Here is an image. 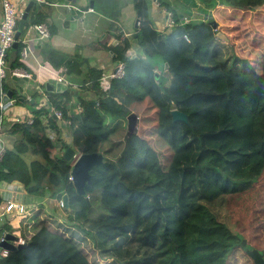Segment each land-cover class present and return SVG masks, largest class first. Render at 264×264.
Instances as JSON below:
<instances>
[{
  "label": "trees",
  "instance_id": "16d2710c",
  "mask_svg": "<svg viewBox=\"0 0 264 264\" xmlns=\"http://www.w3.org/2000/svg\"><path fill=\"white\" fill-rule=\"evenodd\" d=\"M158 1L172 26L160 39L159 31L139 30L150 36L138 43L144 57L128 54L129 37L111 46L124 74L107 89L93 78L75 95L45 91L31 123L6 118L0 107L1 132L12 139L0 180L32 197L16 228L0 226L25 244L0 264H255L249 243L264 256V0H200L205 15L187 21L184 6ZM39 7L34 1L24 30L44 19ZM22 45L20 37L11 67ZM151 56L162 60L157 75ZM86 88L93 97L81 94ZM52 108L75 124L66 144L103 156L84 194L68 178L72 160L59 154L61 139L48 144L47 129L57 130ZM174 108L188 121H173ZM130 113L137 115L133 132ZM106 115L124 122L109 126Z\"/></svg>",
  "mask_w": 264,
  "mask_h": 264
},
{
  "label": "crops",
  "instance_id": "0c3cea01",
  "mask_svg": "<svg viewBox=\"0 0 264 264\" xmlns=\"http://www.w3.org/2000/svg\"><path fill=\"white\" fill-rule=\"evenodd\" d=\"M30 0H24L22 3L23 12ZM40 3L38 11L45 13L44 19L40 22L31 20L27 29H23L21 42L29 46L27 56L18 62L19 66L28 70L31 78H13L7 77L6 83L8 89L12 91V97L9 104L4 108L6 118L13 120L15 116H34L33 109H38V105L45 104L47 95L44 90L46 81H56V75H59L69 86H72L73 94L75 95L81 89L83 81H91L97 78L99 86L101 78L104 75L111 73L117 66V63L112 59L111 46L120 42L123 38L133 31L142 29H151L159 31L158 34L166 28V20L168 11L159 6L154 0H147L144 8H137L131 0H124L125 3L123 12L118 20H113L106 12L96 10L94 0L92 7L89 0H33ZM178 6H184L185 15L183 18H201L205 14L206 5L198 2L199 0H172ZM32 2V4H33ZM159 3V2H158ZM31 4V5H32ZM147 14L142 16V9ZM191 4V5H190ZM202 4V5H201ZM31 7V6H30ZM195 8L197 12L190 14L188 10ZM30 9V8H29ZM136 10L141 11L138 28H134L136 18ZM192 11V10H191ZM195 15V16H194ZM145 17L146 20H142ZM0 21H1V0H0ZM44 23L49 29V36L40 38L33 28L35 23ZM23 32V31H22ZM140 32V31H139ZM148 37H144L147 42ZM131 46L128 49V54L138 50V42L130 40ZM138 55V54H136ZM134 55V56H136ZM131 56V55H130ZM52 57V58H50ZM64 58L62 62L60 60ZM60 62L59 65H55ZM70 61L69 65L66 63ZM112 80V79H111ZM110 80V83H111ZM88 83L86 86H88ZM103 88V87H102ZM7 89V90H8ZM104 89V88H103ZM33 91H37V100L31 96ZM24 93L25 96L21 95ZM86 97H93L92 90L87 89L81 91ZM20 98L23 100L21 101ZM35 102H37L35 104ZM75 104V101H74ZM79 109V107H77ZM47 119H44L46 123ZM52 127V126H51ZM65 127V126H64ZM66 128V127H65ZM67 129V128H66ZM70 131L67 129L65 133L61 130L47 129V137L51 142L59 137L60 139L67 133L70 137ZM5 146H12V139L5 135H1ZM61 143L67 140H60ZM60 143V144H61ZM63 146V145H62ZM62 153L63 148L60 150ZM0 197L2 201L14 199L26 201L25 190L17 183H7L0 180ZM46 199V196L43 197ZM1 201V202H2ZM21 217H16L10 214L7 217V223L16 228ZM15 234V233H14Z\"/></svg>",
  "mask_w": 264,
  "mask_h": 264
},
{
  "label": "built area",
  "instance_id": "2783aa9c",
  "mask_svg": "<svg viewBox=\"0 0 264 264\" xmlns=\"http://www.w3.org/2000/svg\"><path fill=\"white\" fill-rule=\"evenodd\" d=\"M24 0H1V21H0V107L4 108L5 104L2 100L3 95L5 94L4 84L6 82L7 77L12 76L15 78L27 79L31 78V74L28 70L19 66L18 62L23 60L28 52L29 46L22 45V48L19 53V57L17 59V66L11 67L9 63V54L12 49V44L14 42V34L17 29L18 21L23 13L22 3ZM187 21V20H184ZM173 21L166 24V27L172 26ZM37 35L40 38H46L49 36V29L44 23H35L32 25ZM182 37L189 41L188 35L183 34ZM124 74V63L120 62L117 64L116 68L109 74L102 76L101 85L104 89H107L110 85V80L113 78L122 77ZM56 81H64L63 78L59 75H56ZM52 114L56 119L57 129L61 130V133L66 132V125L72 124L71 119H65L61 110L52 108ZM4 114L0 113V162L5 152V143L2 140V132H1V121L4 118ZM34 116H15L12 119L15 122H26L31 123L33 121ZM65 126V127H64ZM67 135V133L65 134ZM62 139V138H61ZM63 140V139H62ZM59 145V144H58ZM63 145V144H61ZM70 180H72L71 173L68 176ZM27 197V196H26ZM61 208H63V203L60 200ZM27 204L24 201L7 199L0 203V226L7 222V217L10 214H14L16 217L24 216V213L27 208ZM8 231L5 229L0 232V243L4 240V237ZM14 244L23 243V238L18 236V240L13 241ZM9 250L0 246V257H4L7 255Z\"/></svg>",
  "mask_w": 264,
  "mask_h": 264
},
{
  "label": "water",
  "instance_id": "95a60500",
  "mask_svg": "<svg viewBox=\"0 0 264 264\" xmlns=\"http://www.w3.org/2000/svg\"><path fill=\"white\" fill-rule=\"evenodd\" d=\"M32 2L33 0H30L28 2L24 12L22 13L18 21L17 29L14 34V42L12 44V48H16L18 45L20 36L25 27L26 18H27L28 11H29V8ZM92 5H93V1H90V6L92 7ZM140 15H141V11L137 10L136 18L134 21L135 29L138 28V24L140 21ZM210 24L212 25L214 29L216 28L215 20L210 21ZM129 35L131 36L133 42L141 43V46L144 47L145 45L144 34L142 32H139L136 30L130 33ZM217 36H220L219 32L217 33ZM160 37L161 35L158 34L159 39ZM145 50H147V48H145ZM166 66H167V62L164 63V68H166ZM155 75H157V73ZM44 90L51 91V92H63V91L68 90V84L65 81H54V82L46 81L44 83ZM11 97H12V91L10 89L6 90L5 94L2 97V100L5 103L4 108L7 106L6 104L10 103L9 101L11 100ZM20 100L22 101L23 99L20 98ZM76 116L78 117L79 115L76 114ZM171 116H172L173 121H176V120H181L185 122L188 121V116L185 113L175 108L171 110ZM127 118H128V131L133 132L137 124V115L135 113H130L127 116ZM62 144H63V153H62L63 156L68 160H72V167H71L70 173L72 176V182L75 187V190L79 194H84L86 183L91 182L90 169L94 165L101 163L103 161V156L102 154L97 153V152L81 153L77 155L74 148H72L66 143H62ZM86 199L88 200V196L86 197ZM61 201L64 207H68V195L66 193L62 195ZM32 211H33V208L29 210V212H32ZM16 240H18V235L12 232H7L4 237V240L0 243V246H2L3 248L9 251L20 249L25 246L24 243L14 244L13 241H16ZM242 243L244 244L245 240H243ZM247 252L251 256L255 264H264V256L257 249L253 248L251 250H248Z\"/></svg>",
  "mask_w": 264,
  "mask_h": 264
},
{
  "label": "rangeland",
  "instance_id": "374dc122",
  "mask_svg": "<svg viewBox=\"0 0 264 264\" xmlns=\"http://www.w3.org/2000/svg\"><path fill=\"white\" fill-rule=\"evenodd\" d=\"M90 1V0H89ZM124 0H95V7H96V10H98V11H101V12H106L108 15H109V17L112 19V17H115V18H117V20L119 19V17L121 16V14H122V12H123V9H124V6L123 5H125V3L123 2ZM144 1H147V0H131V2H133V4H138L139 6H141V8H144V5H145V3H147V2H145L144 3ZM135 2V3H134ZM154 2L156 3V4H158L159 5V1L158 0H154ZM198 2H200V0L198 1ZM200 3H202V2H200ZM202 5V4H201ZM146 7V11L148 12V4L145 6ZM192 10V11H191ZM137 11V10H136ZM146 11L144 10V9H142V16L143 15H145V14H147L146 13ZM189 12H192V13H190V14H192L193 15V12L195 11V12H197V10L195 9V8H193V9H190V10H188ZM195 16V15H194ZM189 18H183V20H188ZM142 20L144 21V20H146V18L145 17H142ZM171 20H172V18H171V13L170 12H168V17H167V20H166V24L167 23H170L171 22ZM212 20H214V19H211V21ZM216 21V20H215ZM219 27V24L216 22V28L215 29H217ZM219 33H220V36L219 37H221V38H223V40H226L225 38H226V36L222 33V32H220V31H218ZM217 32V33H218ZM148 35V34H147ZM130 40H132V38H130ZM225 42H227V41H225ZM135 43V42H134ZM136 45H137V42H136ZM138 47H139V45H138ZM136 54H138V55H140L141 57H144V55H143V53H142V51H141V49L140 48H138V50H137V52H135V51H133V52H131L130 53V55L131 56H134V55H136ZM149 60L151 61V62H154L155 64H156V66H157V68L158 69H155V72L157 73V72H159V69L161 68V66H162V60L160 59V58H158V57H156V56H151V57H149ZM70 88H72V86H69V89L68 90H70V93L71 94H73L72 92H73V89H70ZM73 100V99H72ZM5 104V103H4ZM37 105H38V107H40L41 105H39L38 103H37ZM75 108V107H74ZM37 109V108H36ZM34 110L35 109H33L32 110V112H34ZM76 110V109H75ZM53 115V114H52ZM54 117V116H53ZM54 119H55V117H54ZM55 121H56V119H55ZM105 121H106V123L109 125V126H113L114 124H116V123H118V122H124V118H122L121 116H110V115H106L105 116ZM19 123H22V122H19ZM45 124V126H47V128L49 127V125H48V121H46V123H44ZM75 127V124H73V122H72V124H70V125H66V128L69 130V131H71L73 128ZM136 127H137V125H136ZM70 137H68L67 135H63V137H62V139H64V140H68ZM47 140H48V144H50L51 143V140L47 137ZM58 142H60L61 143V141H58ZM63 143H65V141H63ZM62 144V143H61ZM61 152V151H60ZM63 153V152H62ZM62 153H59V154H62ZM77 155H78V153H76ZM257 186H259L258 184H257ZM46 194H47V192H46V190L45 191H42L38 196L39 197H45L46 196ZM46 199H47V197H46ZM26 204L28 205V206H30V203H31V201H32V197H27L26 198ZM58 206L61 208V203L60 202H58ZM62 209V208H61ZM62 213H64V209H62ZM94 213H96L95 211H94ZM245 239V238H244ZM246 240V239H245ZM249 245V247H248V249H246L247 251L248 250H251V249H253V248H250V243L248 244Z\"/></svg>",
  "mask_w": 264,
  "mask_h": 264
}]
</instances>
